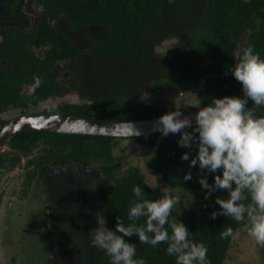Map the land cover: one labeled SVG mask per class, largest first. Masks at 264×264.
<instances>
[{
	"label": "flooded vegetation",
	"instance_id": "af4514ba",
	"mask_svg": "<svg viewBox=\"0 0 264 264\" xmlns=\"http://www.w3.org/2000/svg\"><path fill=\"white\" fill-rule=\"evenodd\" d=\"M202 4V0H186L185 7H168L165 10L163 23H155V28H150L143 35L145 40L141 39L137 43L133 59L104 58L105 61H112L113 68L107 72L106 70L95 72L94 59L97 58L92 52L94 35L92 24L76 26L63 18L58 22L54 19H46L47 13L42 0H0V102L2 100L5 103L1 104L3 111L0 118L7 123L16 117L37 114L30 110L49 99L67 96H74L76 102L60 103L38 113L73 116L69 114L70 107L84 106L89 109V115H100L104 118L106 115L101 112L107 113L109 108L95 106L88 96L108 95L115 91L118 92L114 94L120 97L127 95L131 103L138 101L146 106H155L163 114L175 110L185 113L178 103L173 102L174 106H172L171 98L179 100L182 106L193 102L195 110L192 113L198 112L200 107L211 104L212 98L224 96L242 98V85L231 74V69L236 63L232 52L237 44L252 47L254 24H244L238 29L231 30L228 38L223 39L228 43L219 46H224L221 48L223 53L219 54L216 51L205 58L200 57V60L195 62V66L187 70L182 69V65L174 56L175 53L184 55L191 52L198 43L199 31L205 33L207 25L201 22L205 16ZM48 22L78 48L74 57H80L81 61L85 62L84 67L73 65L70 58L47 61L46 51L51 50V46H46L33 37L38 31L46 28ZM256 26L259 28L261 25ZM98 31L100 35V29ZM175 39L184 45L187 51L177 47L168 49L165 54L159 51L164 45L169 44V41ZM261 58L264 59L263 56ZM132 61L134 71H127V66H130L129 62ZM50 67L52 74L46 72ZM178 73L183 79L185 88L172 87L176 89L174 90L170 87L173 82L172 77ZM105 74L107 78L104 80ZM37 77L41 79L42 84L33 90L32 86ZM113 78H117V88L104 89ZM45 83L54 87L53 91H50L46 99L34 104L29 100L30 97L37 91L41 93L45 89ZM80 91H84L86 97H81ZM181 92H192L197 97ZM153 99H156L155 103L148 102ZM248 107L257 117H264V106L258 107L249 101ZM11 110L18 111L17 116L3 119L2 116ZM52 110L64 111L66 114L48 113ZM156 134H158L157 138H162L161 133ZM58 135L63 136L34 137L38 140L25 153L9 146H6L7 149L1 153L0 177L12 178L15 171L22 168V173L16 176L20 181L16 192L17 200L10 204L6 214L0 219L1 264H17V258L12 255L8 260L5 252L11 250L15 253L19 246L34 250L33 264L107 262V254L93 246L92 233L99 226H103V220L105 224L107 223V218L102 213L100 188L110 176L104 172L102 161H77L66 157L62 163L54 165L47 158L49 154L57 153L53 142L68 140L74 134ZM115 140L119 139L114 138L113 141ZM56 147L62 148L60 145ZM150 150L155 151V149ZM63 153L68 155L66 150L61 154ZM2 193L0 190V202ZM18 220L23 224L22 233L20 238L14 240L10 234H13V230L19 226Z\"/></svg>",
	"mask_w": 264,
	"mask_h": 264
},
{
	"label": "trees",
	"instance_id": "16d2710c",
	"mask_svg": "<svg viewBox=\"0 0 264 264\" xmlns=\"http://www.w3.org/2000/svg\"><path fill=\"white\" fill-rule=\"evenodd\" d=\"M44 3L46 19H54L58 22L61 18L67 20L76 26L92 24L94 26V35L92 38V52L95 56L94 71L111 70L112 61H105L107 57H125L127 60L133 59L137 43L144 39V34L156 24L163 23L166 16V9L169 7L180 8L186 6V0H42ZM203 11L205 16L201 22L206 23L205 33L199 31V40L188 54L180 55L175 53L176 60L182 65V69L195 66V62L200 57H207L211 52L223 53V48L228 41H223L233 29H238L241 25L254 24V35L252 37V47L255 52L264 57V0H202ZM165 11V12H164ZM178 11V10H177ZM261 25L256 26V25ZM155 28V27H154ZM161 28V27H160ZM100 29V35L99 31ZM225 33V34H224ZM261 33V34H260ZM260 34V35H259ZM223 37L221 38V36ZM143 37V38H142ZM34 40L40 41L44 45H50L51 50L46 51L47 61H57L70 58L73 65L85 66V62L80 57L75 58V50L78 49L73 43L55 27L47 23L46 28L41 29L33 37ZM94 40V41H93ZM145 40V39H144ZM220 45H224L219 47ZM80 58V59H79ZM77 60V62H76ZM112 63V64H111ZM127 71H134L133 61L129 62ZM56 65V64H54ZM57 66V65H56ZM52 67L46 70L52 74ZM180 70V69H179ZM107 78L105 74L104 80ZM117 79V78H116ZM116 79H112L108 87L104 89L117 88ZM172 87L185 88L183 79L179 73L172 77ZM192 82V79L190 80ZM49 83H45V89L38 91L30 97L34 104L42 99H46L53 91ZM176 90L175 88H172ZM118 91H115L116 93ZM93 94L88 99L104 108L108 107L109 111L106 117L100 115H89V109L84 106L70 107V113L84 119H91L103 122H122L132 120H145L162 115V111L155 106H146L138 101L129 102L127 95L120 97L118 94ZM81 97H86L84 91H80ZM124 97V98H123ZM1 99V98H0ZM0 102V115L2 113ZM16 105V104H15ZM152 110V111H150ZM170 112V111H169ZM48 113L66 114L64 111L52 110ZM254 114H256L254 112ZM6 124L0 118V129ZM191 131V129H188ZM42 135L63 136L45 132H24L16 134L8 142L7 146L12 149L29 151L30 146L38 140L34 137ZM158 134H151L134 138L133 141L143 147L155 149L154 155L146 162V168L155 174L160 182L165 183L173 189H188L191 194L206 201L203 214L198 215L192 210L172 211L171 217H175L182 222L189 230V239L195 243H203L208 248V259L210 264H223L233 238L222 239L220 233L227 227H232L236 233L239 229H244L247 221L237 223L231 217L218 216L215 220L211 219V213L219 211L220 206L215 203L217 197L227 199L226 191L217 190L212 193L208 199H205V192L199 183L201 176H205L208 183L214 182V175L221 173L201 172L198 166L189 167L190 160L195 157L197 147L193 144L191 150L181 148L177 141L180 134H169L167 137L157 138ZM114 138L77 136L71 135L68 140H57L53 142L57 153L49 154L47 158L54 165L62 163L66 157L77 161H102L103 169L110 179H107L100 188L102 198L103 214L107 218V226L110 230H115L117 217L123 221L125 226L131 223L128 220V211L132 201L136 200L132 191L134 186H139L144 190L145 198L149 200L159 199L160 197L145 182L142 176L133 170H128L120 179L119 167L117 160L112 154L111 142ZM57 145L62 146L56 147ZM64 150L68 155L61 154ZM73 151V153H72ZM185 152H190L189 161L181 160ZM191 173L192 179L185 181L183 177ZM118 175V176H119ZM244 201V203H249ZM145 224V218H140L137 225ZM168 228V225H165ZM169 235L171 229L168 228ZM119 234V233H118ZM151 235V234H150ZM125 240L137 246L138 253L136 258H141L145 264H176V257L166 254L167 243H161L157 246L145 245L139 242L136 235L125 237ZM264 256V251H263ZM111 258L107 255V262L102 264H111Z\"/></svg>",
	"mask_w": 264,
	"mask_h": 264
},
{
	"label": "clouds",
	"instance_id": "9594fccd",
	"mask_svg": "<svg viewBox=\"0 0 264 264\" xmlns=\"http://www.w3.org/2000/svg\"><path fill=\"white\" fill-rule=\"evenodd\" d=\"M232 57L236 63L231 74L242 85V98H212L211 104L200 107L194 116H184L180 110L167 112L158 118L156 130L164 137L179 133L177 143L181 148L191 150L196 145L198 150L190 160V168L198 166L202 173H221L214 175L212 184L203 175L199 179L202 190H207L205 199L217 190L228 194L227 199L216 198L220 209L212 212L210 218L231 217L239 224L247 216L248 235L264 247V117H257L248 107L249 101L264 106V59L252 47L240 44L234 48ZM41 84L37 77L33 90ZM181 93L197 97L192 92ZM189 155L190 152L183 153L181 160L189 161ZM183 179L191 180V173ZM132 191L136 200L128 211L131 223L125 226L118 216L115 230L105 227L103 220V226L92 233L93 246L103 250L111 258V264H145L143 259L136 258L137 246L125 240L133 235L145 245L167 243L166 254L176 257V264H210L208 248L202 242L191 241L182 222L175 217L170 219L173 209L180 204L178 197L165 194L149 200L138 185ZM142 217L145 224L138 226ZM165 225L171 229V235ZM236 235L232 227L220 233L222 239H235Z\"/></svg>",
	"mask_w": 264,
	"mask_h": 264
},
{
	"label": "rangeland",
	"instance_id": "374dc122",
	"mask_svg": "<svg viewBox=\"0 0 264 264\" xmlns=\"http://www.w3.org/2000/svg\"><path fill=\"white\" fill-rule=\"evenodd\" d=\"M173 47L180 48L182 51H187L184 45H182L177 39L169 41V44L164 45L159 51L162 54ZM151 101V102H150ZM172 104L178 103V106L185 113H192L195 108V104L190 102L189 104H179V100L172 99ZM76 102L74 96H67L63 98H52L39 105L38 107L31 109L30 111L38 113L44 109H49L60 103H72ZM149 103H155L156 99L148 100ZM174 106V104L172 105ZM194 108V109H193ZM18 111L11 110L5 113L3 119H11L16 117ZM112 154L117 160V165L121 168L120 175L118 178L123 177L128 170H133L137 172L140 176L143 177L145 182L153 189V191L161 198L165 194H171L172 196L178 197L180 204H178L173 210H192L198 215L203 214V208H205L206 201H202L194 197L191 192L186 189H173L168 187L165 183L160 182L155 174L149 171L146 168V162L148 159L154 155L155 151H152L146 147L141 146L140 144L135 143L134 141L127 139H119L112 141ZM5 147L4 150H6ZM22 165V164H21ZM22 173V168L18 171H15L12 178L10 176H1L0 177V190L3 192L0 202V219L6 214V210L10 207V204L17 200L16 192L19 188V180L16 178L17 175ZM31 205L33 202L31 201ZM247 224V223H246ZM18 225L16 229L13 230V234L10 236L15 240L20 238L22 233V221L18 220ZM107 227V223L105 224ZM236 238L232 240V243L227 252L226 259L223 264H264L263 257V248L258 245L255 240L248 235L247 228L239 229L236 232ZM34 250H27L25 247L19 246L15 253L11 250L5 252L6 258H9L14 255L17 258V264H33L34 263ZM1 264V263H0Z\"/></svg>",
	"mask_w": 264,
	"mask_h": 264
},
{
	"label": "water",
	"instance_id": "95a60500",
	"mask_svg": "<svg viewBox=\"0 0 264 264\" xmlns=\"http://www.w3.org/2000/svg\"><path fill=\"white\" fill-rule=\"evenodd\" d=\"M195 113H183L194 116ZM158 118L122 122H103L70 115L47 113L27 114L8 121L0 129V156L7 142L23 132H50L58 134L92 135L115 139L134 138L160 133L156 130ZM193 126L195 121L193 120Z\"/></svg>",
	"mask_w": 264,
	"mask_h": 264
}]
</instances>
